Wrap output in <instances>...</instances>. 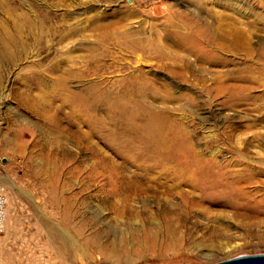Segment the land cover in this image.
<instances>
[{
  "label": "rangeland",
  "instance_id": "obj_1",
  "mask_svg": "<svg viewBox=\"0 0 264 264\" xmlns=\"http://www.w3.org/2000/svg\"><path fill=\"white\" fill-rule=\"evenodd\" d=\"M56 2L52 0L48 8L43 0L34 4L37 13L44 6L53 14L57 30L75 27L82 33L69 36L68 47L64 46L66 41L57 42V34L41 37L38 43L30 40V48L19 41L12 47L20 60L6 72L8 78L0 86V184L9 200L7 229L0 234V264H213L240 255L264 254V111H251L249 122L254 115H262V119L256 127L244 128L243 106L231 104L225 89L232 82L227 77L229 70L235 69V75L243 73L239 71L244 66L242 52L223 51L212 40L205 42L200 27L208 25L217 36L227 34L226 20L231 16L238 26L253 30L254 47L259 39L264 46V0H133V4L130 0H64L66 7ZM33 11L36 13V8ZM4 15L0 13L1 18ZM63 20L66 26L59 24ZM138 29L132 36L123 37L124 32ZM159 31L182 33L201 42L194 46L201 57L167 39L163 40L167 56L162 58L145 48H133L141 40L146 45L148 38L154 42ZM105 32L114 39L99 46ZM170 51L179 56L170 57ZM185 57L195 65L183 67L184 78H176L168 68L174 62L181 65ZM58 64L63 65L61 71L50 72L49 68ZM70 67L87 74L70 80L71 90L85 89L98 80L99 88L110 94L105 100L113 99L131 81L126 78L131 69L137 73L135 69L140 67L152 78L165 80L176 96L160 102L162 98H156L155 109L183 116L197 148L207 154L220 149L216 160L233 161L234 169L244 166L236 162L252 164L253 176L248 178L243 170L223 178L220 184L208 182L203 189L183 183L180 190L165 196L152 190L138 192L128 195L123 213H117L104 200H113L120 191L121 173L112 168L111 162L122 159L113 150L109 132L121 117L118 111L108 110L104 100L96 106L95 114L85 110L81 115L71 112L73 105L63 101L64 94L52 101L57 89L55 79ZM33 72L41 73L38 85H34L39 79L31 77ZM201 76L206 79L204 83ZM36 100L44 103L46 114L33 109ZM256 130L263 133L259 140L244 145ZM65 207L70 215L63 222ZM94 213L100 219L97 225L86 222L96 216ZM43 221L71 233L72 225L85 223L83 232L88 237L98 228L108 250L120 254L105 259L80 239L91 255L81 252V257L74 260L66 255L67 263H61L54 254L63 243L61 239L34 228ZM22 230L27 231L26 236ZM23 237L29 241L28 247Z\"/></svg>",
  "mask_w": 264,
  "mask_h": 264
},
{
  "label": "bare ground",
  "instance_id": "obj_2",
  "mask_svg": "<svg viewBox=\"0 0 264 264\" xmlns=\"http://www.w3.org/2000/svg\"><path fill=\"white\" fill-rule=\"evenodd\" d=\"M43 1L45 2L44 6H46L47 8L52 4V0ZM34 3L35 0H0V13H5L4 18L0 17V86L5 82V80H7L6 78H8L6 76V72L10 69V67H12V65L18 64L20 60L19 57H16L15 49L13 50L12 47L17 43L20 44L19 41L22 40L24 48L28 46L30 48V40L33 39L35 41L34 43H38L40 42L39 40L41 37L57 34V42L59 44H63L69 38V36H76L82 33V30L76 29L75 27H69L68 29L64 30H57V28L55 27L57 22L56 24L54 23L53 14L51 15L49 12H47L44 6L42 7V11H39L37 13L38 6L35 7ZM56 3L59 4L60 7L65 6L64 0H57ZM129 3L133 4V0H130ZM24 8L27 10H24ZM35 8L36 13L33 11ZM228 19L229 20H226L228 25L227 34L222 33L217 36L214 31L208 28V25L200 27L205 42H209L210 40H212L213 43L216 44L215 46H217V48L220 50L223 49V51L227 48V50L231 53L242 52V56L244 58H242L244 60V66L241 68L242 70L239 71H242L243 73L241 76L235 75V69H232V71L229 70L227 77L228 79L232 80V82L228 87L226 86L225 89L229 94L231 104L243 106V117L246 121L244 123V128H246V130H249L253 128V126L256 127V125L258 124V120L262 119V115H254L256 117L255 119H252L253 122H249L251 121V111H257L260 114H262L264 111V64L261 63L262 61H264V46L262 45L263 43H261V39H259L258 45L254 47L252 45L253 43L251 38L253 30H248L244 27L242 28L238 26L236 24L237 20H235L231 16L228 17ZM59 24H62V26H66L65 20H63L62 23ZM136 31H139V29L126 32H124L123 30V32L125 33H123V37L125 38L132 36V34L136 33ZM217 37L219 41L216 39ZM113 39L114 35L105 32L102 36V39L99 41V46H105L106 44L108 45L109 41H113ZM148 39H146L147 45L146 42L142 43V40L140 39L141 41L139 43H134L135 47L133 48H145L147 50H150V52L155 54L157 57L162 58L165 57V55L167 56V54H164L163 51L165 48L163 47V40L167 39L170 40L175 46L184 47L189 50L187 52L194 54L198 58L201 57L197 48L194 47L198 46L201 42L198 43L199 41L191 38L189 35H183L182 33H179L178 35H170L164 34L163 32L159 31L158 36H156L154 42L153 40L150 42V40ZM134 41L136 40H133V42ZM188 44H190L191 46H188ZM64 46L68 47L67 41ZM202 47L204 48V46ZM91 49H94V47H92ZM17 52L20 53V50ZM169 55L170 57L179 56V54L171 51ZM94 57L97 58V56ZM63 58L64 57H62L61 59ZM184 59L185 60L183 61V63H181V65L178 64V62H174L173 65H170L171 67H169L168 65V69L171 75L175 76L176 78H184L183 67H192L194 64V60L192 61L191 59H187L186 57ZM60 61L62 63V60ZM174 61H176V59ZM161 63L163 62L161 61ZM39 64H41V61H39ZM165 64H161V66L166 67ZM62 66V64L52 66L51 68H49L50 72H59L61 71ZM133 70L134 69L129 70V72L126 74L128 76L126 77L128 81L131 80L133 82L127 81L128 83L124 84L122 88L117 91L113 99L109 100L108 98V100H105V98H107V96H109L110 94L108 95L105 91L103 92L101 90L102 88H99L98 80L87 86L85 89H80L77 91L71 90L68 85L69 81L76 78L80 79L81 77H85L87 74L85 73V70H80L79 68L78 70H74L70 67L66 72L59 74L55 79V81H57V89L51 97V100L54 101L58 95L60 96L64 94L63 101L67 105L68 103L71 106L73 105L71 112H73L74 115H81V112L85 110H89L90 113H93L94 111L96 112V106L102 100L106 101V108L108 110L119 112L118 115L121 118L118 120L120 121V123L116 124L113 129L110 130L109 135L112 137L111 139L114 152L122 159L121 162L116 163H113L114 160L112 161L111 159L112 168L119 169L118 171L121 173L120 178L122 179V181L120 183V191L118 192L119 195L114 199L112 198L113 200H104V204L111 205V207L114 208L117 213H123L122 206L125 204L127 196L137 194L138 192L143 193V191L152 190L153 192L165 196L168 194L170 195V193L174 190H180L179 187L183 183H186V185L191 188L203 189L202 187H205L208 182H212L213 185L220 184V181L223 178H229L231 174H237V172H242L243 170H246V174L249 175L248 178H251L253 176L255 167H253L252 164L236 162L237 164L243 163L244 166L240 169H234L232 167L236 164H233V161L226 160L223 162H219L216 160L218 152L221 151L220 149L212 150L209 154H207L204 150L197 148L193 140V134L188 128L187 122L184 120L183 116L174 117L169 113L170 111L163 112L164 110H158L154 107L156 106V98H162V100H156H159L160 102L164 101L163 99L166 100L176 96L173 87H171V84L166 83L165 80H163V82H160L154 76L152 78L148 72H144L140 67H137L135 69L137 73H135ZM31 74L32 78L35 76L39 79V82H34V85L40 84L42 77L41 73L33 72ZM204 80L206 81V79L202 77V81H200L203 82ZM219 90L222 91V89ZM256 90L260 91L261 93ZM161 91H163V94ZM16 95L19 96L20 99L22 98L20 94ZM184 96L186 97V99L188 98V100H191V97L189 95ZM177 97L179 96L177 95ZM36 101H34V103L32 104L33 109H35V111L37 110L38 112L46 114L48 110L44 106V103ZM61 105H63V103H61ZM95 112L93 114H95ZM96 120H99V118H96ZM262 134V132H259L257 130L254 131L251 136H248L246 138L244 145H247V143H251L252 141L257 142ZM233 148L236 150L235 147ZM247 149L248 148L246 146L243 147V150H245L246 152ZM132 167L135 168V171H131ZM146 199H148V197ZM160 200L164 199H159V201ZM6 202L8 208V217V198ZM118 202L119 205L121 204V207L117 205ZM94 214L96 216H91L90 218L88 217L86 222L97 225V222L100 219L98 217V214ZM67 215H70V213L68 212V208L66 210L65 207L63 209V222L67 220ZM69 218L71 219L70 216ZM84 225L85 223H79L78 226L72 225V227H74V229L72 228V233L69 230H65L66 228L64 229V227L62 228L59 226L60 228H57V226L49 224L48 222H44L42 224H39L38 226L36 225L34 228L39 233H41L44 229L45 231H48V233L54 234L56 238L61 239L63 243L59 244V247H56V249L54 250V254H56L60 258L61 263H67L64 257L66 255H69V257H71L72 259H79L81 257V252L82 255L84 254L85 256L91 255L92 252L86 250L87 246L85 247L83 243L79 241L80 239L85 241L88 245L95 247L96 250L105 257V259H112L115 255L120 254L115 250H108V244H104L102 242L101 232L98 228L95 229V231L92 233V237L85 236V233L83 232ZM22 231L25 232V230ZM24 235H27V231ZM22 242L28 247L29 241H27V239H22ZM48 260L50 261V263L53 261V259Z\"/></svg>",
  "mask_w": 264,
  "mask_h": 264
},
{
  "label": "water",
  "instance_id": "obj_3",
  "mask_svg": "<svg viewBox=\"0 0 264 264\" xmlns=\"http://www.w3.org/2000/svg\"><path fill=\"white\" fill-rule=\"evenodd\" d=\"M213 264H264V254H246Z\"/></svg>",
  "mask_w": 264,
  "mask_h": 264
},
{
  "label": "built area",
  "instance_id": "obj_4",
  "mask_svg": "<svg viewBox=\"0 0 264 264\" xmlns=\"http://www.w3.org/2000/svg\"><path fill=\"white\" fill-rule=\"evenodd\" d=\"M7 196L5 195L4 189L0 184V234L6 232L7 229Z\"/></svg>",
  "mask_w": 264,
  "mask_h": 264
}]
</instances>
